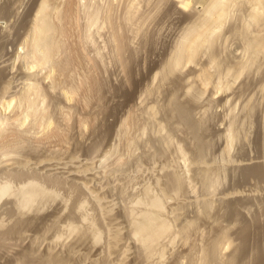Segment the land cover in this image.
I'll return each instance as SVG.
<instances>
[{
	"label": "rangeland",
	"instance_id": "obj_1",
	"mask_svg": "<svg viewBox=\"0 0 264 264\" xmlns=\"http://www.w3.org/2000/svg\"><path fill=\"white\" fill-rule=\"evenodd\" d=\"M38 1L0 0V62L2 61L3 63H0V85L3 86L5 82L7 84V81L3 82V79L7 78L9 82L11 80V92L17 90L20 93L23 87L22 83L26 81L25 78L29 75L30 71L32 72L28 68V62H26V52H28L29 46L24 41V37L26 38L24 34H27L29 27H31V21ZM189 1V6L183 10L179 8L175 0L174 2L173 0L57 1L59 7L62 5V8L60 7L61 13L65 14L64 17L61 14V30L65 32H63L64 35L62 34L63 37L61 38L64 45H62V52L60 51L56 55L59 58L58 69H56L57 71L55 70L54 78L49 79H42L44 69L42 71L40 69L34 70L36 71V75H38V81L40 80L38 82L40 83L39 89L41 96H43V98H40L42 101H40L39 105L40 107H45L49 115L51 114V127L45 129V131L38 132L39 130L34 127L35 124L32 123V119L29 118L25 122L26 124H22L21 127L13 124L12 121V124H5L6 130L3 131V135H0L1 145L3 143L6 145L9 142L7 145L8 153L10 154H7V157L6 155H0V187L3 185L8 187L7 194L0 198V237H2V239L0 238L2 240V242L0 240V264H29L30 261L32 262V260L40 256H47L51 253L49 249H53V253L59 252L61 257L63 254V258L66 261L68 260L66 264H93V261L101 262L105 258V253H107L106 245L109 239L107 232L103 229L105 226L103 224L112 223L114 218L121 223L118 225L120 228L122 227L121 236H124L123 240L126 239L125 243L126 241L128 243H126L127 248L130 246L128 254L131 255H128V259H126L128 262L126 264H138L139 260L140 262L144 260L140 259L143 255L136 256L139 254L137 251L139 245L127 234L126 228L128 223L126 224V222L129 221L130 216L127 215L126 209L133 210L130 212L138 214L145 207L144 202L147 200L146 197L149 196L148 189L146 190V188H149L150 193L153 192V195L154 193L157 195L163 188L158 192V187L160 188L158 183L162 182L164 184L163 180H165L167 172L171 169H175L171 170V172H177L178 170V173L183 172V169H185L183 167L186 166L185 162L192 158L188 155L193 153L195 142L192 141L193 139L187 130L183 129V127L176 129V127L167 126L168 133L166 130L161 133L158 131L157 125L159 120H163V114H158L157 119H154L149 112V107L157 101L158 104L160 102V104L164 105L173 85L177 81L184 79V77L190 78L189 83L193 84L194 89L191 95L186 96L185 90H180L178 97L183 101L192 102L194 117L196 120L201 119L200 121H202L203 119L205 121L202 122L208 128V132L205 130L207 136H209L207 138L213 143V148H211L208 154V160L214 170V175L217 172L220 174L219 176L218 174L215 176L221 177L219 178L221 181L220 185H218L215 194L221 196L222 192L225 193V191L231 188H236L241 193H244L245 188L247 190L245 192L247 193H250L254 189L255 193H257L255 195L259 196V199L258 197L257 199L264 202L263 183L256 182L253 179H251V182L247 180L248 183L244 181L237 183L239 181L238 175L235 176L234 173L232 175L231 168H226L225 171L220 169L228 161L227 159H232L233 162H246L249 161L246 159L250 158V160L260 159L261 157L260 160L264 159L263 143L259 145L262 142L264 134V53L251 65L252 67L250 66L249 69L243 71L238 78L233 76L234 74L236 75L238 62L247 59L246 55L249 56V54H244L246 50L243 44V36H241L244 25H242V21L249 11H247L248 4L246 5L244 4L245 2L243 3L239 0L235 2L236 4L234 5L236 6H232L233 8L229 11L231 14L225 19L226 21L223 20V25L218 31L219 33H216L218 37L215 39L213 48L205 47L196 60L198 62L176 68L174 73L168 76L169 79L164 81L165 84L159 77L153 80L155 72L162 67L177 43H179L180 37L186 29L185 27L189 25L188 22L194 19L197 20V17L201 14L204 1ZM106 2L107 4L105 5ZM114 3L115 5H112ZM175 5L178 6L176 7ZM130 6L132 13L128 9ZM96 8H101V12L98 9L96 10ZM105 8H109L107 9L108 11ZM110 9L111 13L109 12ZM93 10L101 16L95 21L94 26L89 25V19L92 17L91 14L95 13ZM126 10L131 17L125 14ZM102 11L104 12L102 13ZM96 13L94 14L95 18L97 17ZM126 16L130 17V19L127 20ZM71 19L75 21V24ZM140 21H143V24ZM129 23L130 25H128ZM104 25L108 26V28ZM253 28L254 26L251 29ZM115 37H120V39L118 38L120 44L117 43ZM121 42H123V45ZM17 53H20L19 58L16 57ZM212 53L218 61L216 65L210 67L213 75L212 80L207 85H203L202 78L198 75V70L209 62ZM227 68H231L230 74H226ZM174 79L177 81L175 82ZM226 81L231 83L230 89L226 91L219 90L218 92L216 88L217 84ZM72 85H75L73 87L75 91L73 95H68L65 92L71 89ZM146 89L150 90L149 94H146ZM18 105L19 103L15 105V108L13 105L10 110L6 111L0 105V113L5 116L7 115L8 117H6L11 119L22 112V106L19 105L20 107L18 108ZM248 106L250 109L247 108ZM11 122L7 121V123ZM232 123H234L236 135L230 144L231 146L229 145L230 151L227 155L224 150L226 149L228 140L223 132ZM24 132L27 134H24ZM166 133L167 135L170 133V141L169 143L166 142L168 144L163 140ZM99 146L100 148L98 149ZM110 147H113V153L104 156L103 153ZM179 148L185 151L186 157L190 158L184 157V152L181 155L182 151ZM179 151L181 152L179 153ZM0 154L2 153L0 152ZM71 154H74L75 158ZM47 157L53 162L52 164L56 162L54 165H51L49 160L50 165L54 166V169L50 165L49 167L52 169L47 166L44 167L43 165L46 163L40 162ZM71 157L74 158V161L69 159ZM183 157L187 159L185 162ZM61 162L63 164H60ZM65 162L69 165H66ZM79 162H81V165ZM72 164L92 167L90 170L95 176L92 183L96 186L93 185L94 188L99 189L102 200L109 203L112 202V211L109 215H106L104 219L105 223H99L104 220H99V214L97 209L95 212L92 201L90 199L88 201L87 194L85 195L83 189L77 185V179L67 173ZM168 165L171 166L168 167ZM67 166L70 168H66ZM166 167L170 168V170ZM34 178L36 179L35 182L40 184L44 189L42 190L40 185L37 186L36 184L35 189L38 194H36V197L34 196L36 199L34 198L35 200L33 199V202H30L25 198V191L28 188L26 182ZM187 178L191 185H187L188 188L187 186L184 187V192H181L175 198L176 200L179 198L178 201L180 203L181 201L187 204L192 203V206L188 205L186 207L185 212L187 215H194L193 201L199 200L206 191L192 172L187 173ZM156 179L159 180L158 183H156ZM156 184H158L157 187ZM249 186L251 188H247ZM37 187L41 190H38ZM21 190H25L24 192L22 191L24 195ZM145 192L148 193L145 194ZM145 195L147 196L145 197ZM141 197L143 201L135 203L136 199H141ZM176 200L174 199L171 202H175ZM186 200L187 202H185ZM82 202H84L83 206ZM171 202L166 203L165 208L167 210H165L168 213L175 204ZM179 202L176 201V203ZM262 206L264 208V204L256 203L250 208V215L254 214V218L258 216L256 218L258 219L257 222L256 219H252L249 215L250 221H256L254 223L255 226L258 223L259 225L263 223L262 226H264V216L260 215L263 214L262 211L264 210ZM166 211L165 213L168 214ZM69 220L75 222V225L79 223V226L76 228L79 230H75L76 226H73L75 231L72 230V227L70 229L69 224H67ZM200 223L203 222H199L198 225ZM204 223L203 226H197V230L192 234V239L195 238L194 241L198 244H195L193 240L191 242L193 241L192 244L196 245L199 249L205 245L202 240L206 241L207 239L204 237L207 236L205 232L208 230L205 229H208V224ZM15 224H17L16 227L18 228L14 231L12 228L15 227ZM255 226L253 225V228ZM66 227L68 228L66 229ZM95 227L100 229L99 235L96 237L98 240L93 237L95 236L94 230H97ZM11 229L12 231H10ZM198 229L199 231L201 230L200 233ZM252 230L255 231L254 229ZM203 232L204 234H202ZM59 233L62 236H59V239H55ZM254 233L256 234V231L252 234ZM201 234L203 236H200ZM252 236H250L249 240V242L251 241L249 244L251 248L255 247L258 243L257 234L255 235L256 237ZM3 237L6 238L3 239ZM165 241H167L166 238ZM134 243H137L138 248ZM177 243L173 245L175 247L170 246L171 248L169 249L171 250L167 251L168 258L165 256L162 263L158 260H156V263L153 260L154 263L152 262V264H174L176 262V264H190L187 259L180 258L181 255L183 256V252H185V246L183 247L182 243H179L180 245ZM31 248L32 250H30ZM173 248L175 249L173 250ZM72 249H75L76 252L74 250L73 253ZM28 252H31V254ZM69 252L72 254V257L69 255ZM231 253L232 250L229 248L223 254L227 258ZM26 255H29L28 260L24 261ZM182 260L183 262L181 263ZM212 264L215 263L212 262Z\"/></svg>",
	"mask_w": 264,
	"mask_h": 264
},
{
	"label": "bare ground",
	"instance_id": "obj_2",
	"mask_svg": "<svg viewBox=\"0 0 264 264\" xmlns=\"http://www.w3.org/2000/svg\"><path fill=\"white\" fill-rule=\"evenodd\" d=\"M57 1L58 0H39L37 5H36L37 7L35 8V12H34V15H33L32 21H31V27H29L27 34H24V35H26V38L24 37V41L26 42V45L29 46L28 52H26L27 53L26 55L28 57V58L26 57V59H27L26 62H28V68H29V70H32V72L30 71L29 75L27 74L28 75L26 77L27 79L25 78L26 81H24L22 83V86H23L22 91H20V93H19L16 90L15 92H17L18 95L15 92H11L12 84L10 85V83H12V81L10 80V82H9V80L7 78L5 80L3 79V82L7 81V84L5 82V84L3 86L0 85V90H1L0 91V94H1L0 105L5 109V111L10 110L13 105L15 108V105L17 103H19V105L22 106V108H23V109L20 108V109H22V112L20 110L21 113L19 115H17V116L15 115V117H12L11 119L7 118L8 117L7 115H6L7 116L6 117L4 114L2 115L0 113V135L1 134L3 135L4 134L3 131L6 130V128L4 127L5 124L6 125L12 124V122H13V124L21 127V125L24 124L29 118L32 119V123L35 124L34 127H36V129L39 130L38 132L45 131V129L51 127V124H52V122L50 120L51 114L49 115L46 108L40 107V105H39L40 101H42V99L40 100V98L41 97L43 98V96H41V92L39 89L40 83H38V82L40 80L38 81V78H37L38 75H36V71H34V70L40 69L42 71V69H44L45 71L43 70L44 73L42 74L43 75L42 79L43 78L49 79L52 77L54 78L53 75L55 73V70L58 69V66H59V63H58L59 60L58 59L59 58H57L56 55H58V53L63 49L62 48L63 42L61 41V38L64 35L63 32H65V31L62 32V30H61L62 29V26H61L62 23L60 24V22L62 20L61 17L62 16L64 17L65 14L63 15L61 13L60 10L62 8V5L60 6L61 7L60 8L58 6L59 4H57ZM175 1L179 5V8H182V10L187 9V7L189 6V2H190L189 0H175ZM203 1H204V3H203V8H202L201 14L197 17V20L196 19H194V20L190 19L192 21L188 22L189 25L185 27L186 29L183 31L182 36L180 35L181 37H180L179 43H177L176 47L171 52V54L169 55L168 59L164 62L162 67L158 71L155 72L153 80H156L157 77H159V78H161V80L165 84L164 81L169 79L168 76L171 73H174L176 68L185 66L186 64H189V63L195 64L196 62H198L196 60L198 59V56L200 55L202 50L205 47L208 48V47H212L214 45V43L216 41L215 39L218 37L216 35V33L221 29V27L223 25V20L226 21L225 19L229 17L228 16L229 14H231V13H229V11L231 10V8L236 6L234 4H236L235 2H237L238 0H203ZM239 1H241L243 3L245 2L244 4H246V5L248 4L247 11L248 10L249 11H248V14L246 15V17H244L243 21H242L243 22L242 25L243 24L244 25H243V30L241 32V36H243L242 37L243 42H244L243 44H244V48L246 50V53H244V54H249V56L246 55L248 57V58L246 57L247 59H245L244 61L240 60L241 62L240 61L238 62V68H236L237 69L236 75L235 74L233 75L236 78H238V76L241 75L243 71H245L246 69H249V67L257 61V59L260 57V55H262L264 53V0H239ZM173 2H174V0H173ZM173 2H172V4H173ZM106 4H107V2L105 3V5ZM112 5H115V3ZM176 7H175V10H176ZM130 8H131V6L128 8L130 10L129 12L132 13ZM91 9H92V7H91ZM97 9L98 8H96V10ZM107 9H109V8H107ZM111 9L109 10L110 13H111ZM98 10H99V12H101L100 11L101 8H99ZM137 10H138V8H137ZM73 11H75V10H73ZM62 12H64V11H62ZM103 12L104 11H102V13ZM67 13H69V12H67ZM61 14H62V16H61ZM90 14H89V17H90ZM94 14H91L92 17H90V19H89V25H92V26H94L95 21H97V19L100 16L99 13L98 14L96 13L97 17L95 18ZM125 14H127V16L129 15V13H127V10L125 11ZM135 15H138V14H135ZM127 16H126V18H128ZM77 17H78V15H77ZM130 17L127 20H129ZM123 18H124V16H123ZM141 19H142V17H141ZM71 20H73V19H71ZM108 20H110V19H108ZM64 21H65V19H64ZM122 21H124V20H122ZM74 22L75 21L73 20V23ZM106 22H108V21L106 20ZM110 23H112V21H110ZM106 25H108V24H106ZM128 25H130V23ZM108 26H105V27L108 28ZM252 26H254L253 29H251ZM67 27H68V25H67ZM110 27H112V26H110ZM64 28H65V26H64ZM85 29H87V28H85ZM82 30H84V29L82 28ZM94 30H96V29H94ZM94 30H93V32H94ZM240 31H241V29H240ZM77 34H78V32H77ZM77 34H76V36H77ZM115 36H116V34H115ZM118 38L120 39V37H118ZM118 38L115 37L117 43L120 42ZM89 39H90V37H89ZM121 43L123 45V42H121ZM66 47H68V46L66 45ZM63 51H65V50H63ZM120 52H122V51H120ZM64 55H65V53H64ZM16 57L19 58L20 53H17ZM217 61L218 60H217L216 56L212 53V55L209 59V62L206 65H203L201 68H199L198 75L202 78L203 85H207L212 80L213 75H212V72L210 71V67L216 65ZM0 63H2V61ZM29 70H28V72H29ZM230 72H231V68H227L226 74H230ZM4 76H5V74H4ZM10 79H11V77H10ZM23 80H24V78H23ZM18 81H21V80H18ZM174 81H175V79H174ZM189 81H190V78H188V77H184V79L177 81L173 85V88L171 89V92L168 95V97H166V103L164 105L160 104V102L158 104L157 103L158 101L157 102L155 101L156 103H154L153 105H151L149 107V112L154 119H157L156 117L158 114H160V113H161V115L163 114V117H162L163 120H159L158 125H157L159 132H161V133H162V131L165 132L164 130H166V132H167V128H166L167 126L174 127V128L176 127V129L183 127V129H186L188 134H190V137L193 139L192 141L195 142L194 143L195 145L193 146L194 151H192L194 154L191 153V154H193V156H191L190 153H189L190 155H188V156L192 157V158L189 157L190 159L188 157H186L187 154H185V151L180 149L181 147L179 148L182 151V153H180L181 151H179V153L182 155L184 152L185 155H183V156L189 159V160H187L186 158L183 157L184 162L187 160V162H185L186 164L184 163L186 165L185 167H183V168H185V169H183L184 171L180 172V173H178L179 170L177 172H174V171L171 172V170H175V169L170 170V168H168V167L171 165H168V167H166V168L170 171L167 170L168 171L167 174L165 172V174L167 176L165 175L166 178H165V180H163L164 184H162V182L158 183L159 180H157V179L155 180V181H157L156 183H158L160 186V188L158 187V192L160 191V189L162 187L163 188L161 189V191L159 193H157V195H155L156 193H154L155 196L152 194L153 192L150 193L149 188H146V190L148 189L147 191L149 192V194H148L149 198L146 197L147 195H145V197L147 198V200H145L146 202H144L145 207L138 214L136 212H135L136 214H134V212L131 213L130 211H133V210H127L126 209V211L128 212V213L126 212L127 215L130 216L129 221L127 220L128 217L125 216L127 218L126 221H128V222H126V224L128 223L127 228H126L127 234L130 238L135 240L134 242H137L139 245V249H137V251L140 255L137 253L138 255H136V256L143 255V257H141L140 259L141 260L144 259L145 261L144 260H142V261H144L145 264H150V263L152 264L153 260L154 261L158 260V261H160V263H162L165 259V256L167 257V254H168L167 251L171 250V249H169V248H171L170 246H173L176 244V242H178L177 244L182 243L181 245H183V247L185 246V249H184L185 252H183V256L181 255V257L180 256H178V257H180V258L183 257L184 259H187L190 264H207V263L212 264V262L215 264H249V263L250 264L251 263L252 264H264V226H262L263 223L260 225L258 223V224H256L257 226H255L254 223H256V221L258 222V219H256L258 216L256 215L257 217L254 218L253 217L254 214H252V216H251L249 213L250 208L253 207L256 203H259V204L261 203V205H263L264 202L262 200L261 201L258 200L259 196L255 195L257 193H255L254 189L250 193H247V192H245V190H246V188H245L244 193H241L236 188H231L230 190L228 189V191L224 190L225 193L224 192H222V194L220 193L221 196H217L215 194L218 185H220L221 181L219 178H221V177H219V178L216 177L217 176L216 174H218V176L220 174V173H217L216 171H215L216 176L214 175V172H213L214 170H213L212 166H210V164H209V160H208L209 155L208 154H209L211 148H213V146H212L213 143L211 142V140H209L207 138V137H209L206 134V131L208 128L206 126H204L205 121L203 119H202V121H204V122L200 121L201 119L196 120V118L194 117L193 109H192V105H191L192 102L190 103V102L183 101L182 99H179V97H178V92L180 90H185V92H186L185 96L192 94L194 86H193V84H191V82L189 83ZM52 83H51V86H52ZM74 86L72 85L71 89H68L65 93H68V95L69 94L73 95V93L75 91L73 89ZM230 87H231V83L226 81L223 83H218L216 88L218 89L217 91L219 92V90L226 91V90L230 89ZM13 88H14V85H13ZM162 88H164V87H162ZM145 92H146V94H149L150 90L146 89ZM19 105H18V108L20 107ZM247 108L250 109L249 106ZM7 121H10V122L12 121V122L7 123ZM53 125H56V124H53ZM234 127H235L234 123H232V125H230L225 130V132H223L224 135L226 136L227 140H228L226 149L224 150L226 154L230 151L229 150L230 149L229 147L231 146L230 144L232 143V141L236 135ZM49 131L51 132V130H49ZM27 133H28V131H27ZM27 133L24 132V134H27ZM167 133L165 134V139H163V140H165L164 141L165 143L166 142L169 143V141H170V133H169V135H167ZM52 134L55 135L54 133H52ZM46 135H47V133H46ZM261 136H262V133H261ZM262 137H263L262 142L260 141L261 140L260 138H259L260 139L259 141L261 143H259L258 141L257 142L259 143V145H262V143H263V145H262V147H263L264 146V134ZM22 141H24V140H22ZM8 143H6V145H4V143L2 145L0 144V152L2 153L0 155H3V156L6 155V157H7V154H9L8 153L9 152L8 145H7ZM168 143H166V144H168ZM10 145H12V144L10 143ZM92 147L95 148L94 146H92ZM99 148H100V146L98 147V149ZM260 148H261V146H260ZM12 150H13V147H12ZM11 153H13V152L11 151ZM112 153H113V147H110V148H108L107 151L105 150V153H103V154H104V156H107V155L112 154ZM71 155H73V157H74V154H71ZM65 156H67V155H65ZM0 158H1V156H0ZM74 158L71 157L69 159L73 160ZM259 158H260V156H259ZM61 159H63V158H61ZM250 159H246V160H249L246 162H241V161L240 162H236V161L233 162L232 159H227L228 161L225 160L226 163H224V165H222L221 168L220 167L219 168L222 169L223 171H225L226 168H228V169L231 168L230 169V170H232L231 174L232 175L235 174V176L238 175L239 181L237 180L238 178L236 177L237 178L236 180L238 181L237 183H239L240 181L247 182V180H250V182H251V179H253L256 182H261L264 184V159H262V160H260V159L250 160ZM49 160L50 159L47 157L46 159H44L40 162L46 163L43 165L44 167H46V166L49 167L50 162H51V160H50V162H49ZM62 162L60 164L64 163V162L63 163ZM66 162H65V164H66ZM70 162H72V161H70ZM52 163L53 162H51V165H54L56 162H54V164H52ZM80 163L81 162H79V164ZM38 164L42 165L41 163H38ZM40 165H39V167H40ZM66 165H69V164H66ZM68 167L69 166H67L66 168H68ZM52 168H50V169H52ZM91 168L88 167L87 165L86 166H79V165H73L72 164V167L69 170L67 169L68 170L67 173L69 175H71L72 177H74L75 179H77V181H76L77 185L79 187H81V189H83L85 195L87 194L86 196H88V198H87L88 201H89V199L92 201L94 208H95L94 210L96 212V209H97V212H98L99 217H100L99 220L101 221V220H104L106 218V215H109V213L112 211V204H111L112 202L109 203V202L102 200V198L100 197V194H99V189L94 188L95 185L92 183L94 182L95 176L93 173H91V170H90ZM163 168H164V166H163ZM45 169H47V168H45ZM189 172H192L194 174V176L198 178L202 187L206 191L205 194L202 195L199 200L193 201L194 202L193 203L194 204V211H193L194 215H187L185 212L186 207L188 205L192 206V203L187 204V203H183L182 201L180 203L178 201L179 198L177 200L175 198L178 194L180 195L181 192H184L183 191V190H185L184 187H186L187 185L188 186L191 185L189 179L187 178V173H189ZM35 180L36 179L34 178V179H30L28 182H26V185L28 186V188H27V191L24 190L26 192L25 198H26V200H29L30 202L36 197V194H38V193H36V189H35V186L37 184L35 182ZM160 183H161V185H160ZM158 184H156V187L158 186ZM243 184H245V183H243ZM38 185H40V184H37V186ZM188 186H187V188H188ZM241 186H239V187H241ZM250 186H252V184H250ZM250 186L247 188H251ZM25 187H24V189H26ZM40 187L42 188L41 185H40ZM43 189L44 188H42V190ZM7 190H8V187L6 185H3L0 187V198L3 195L7 194ZM38 190H41V189L38 188ZM38 190H37V192H39ZM240 190H242V189H240ZM22 191L23 190H21V192ZM147 193L145 192V194H147ZM46 194H47V192H46ZM23 195H24V193H23ZM86 196H85V198H86ZM257 197H258V199H257ZM23 199H24V196H23ZM174 199L179 203H176V201L175 202L173 201L175 204L173 202H171ZM134 200H135V198H134ZM24 201H23V203L26 202V201L25 202ZM142 201H143V199L141 197V199H139V198L136 199L135 203H139ZM30 202H28V203L30 204ZM168 202H171L174 204V205L172 204L173 206L171 205L172 208L170 209L171 211L169 210L170 211L169 213L166 211L167 208H165L166 203L168 204ZM185 202H187V200ZM190 202H192V201H190ZM262 202H263V204H262ZM83 203L84 202L81 203L82 206H83ZM23 205H25V204H23ZM21 207H22V205H21ZM78 207H80V206H78ZM262 208H263V206H262ZM165 211L168 214H166ZM262 213L263 214H260V215L264 216V210L262 211ZM249 215H250V217H252V219H256V221L251 220L253 222L252 223L249 219ZM83 218H85V217H83ZM70 221L71 220H69V222ZM69 222L67 224H69L70 229H71V227L73 228V226L74 227L76 226L75 230H79V229H76L77 226H79L78 225L79 223L77 225H75V222H72V221L70 223ZM199 222H203V223L206 222L208 224L207 225L208 229L205 227L206 228L205 230H208L207 232H205V235H207V236L204 237L205 239L206 238L207 239H206V241L204 239L202 240V241H204V243L200 241L201 243L205 244L204 246L201 245L202 247H200V249L197 248L196 245L194 246V244H192V242L195 239V238L192 239V236H193L192 234H194L193 232L197 230V226H199V227H200V225L203 226V223H200V225H198ZM22 223H23V221H22ZM99 223L103 224V223H105V220L101 221ZM118 224H121V223L116 221L115 218L112 220V223L103 224V225H105L104 227L99 224L101 227H103L104 231L107 232V234H108L109 239H108V244L106 245L107 246V249H106L107 253H105L106 254V255H104L105 258L102 259L103 261H101V262L91 260V261H93V264H126V262H128V261H126V259H128V255H129L128 249L130 246H128V248H127V245H126L127 241L125 243L126 239L123 240L124 236L123 237L121 236L122 235L121 234L122 233V231H121L122 227L120 228V226ZM252 224L255 226V228L256 227L257 228L256 229L253 228ZM16 225L17 224H15V227L12 228V229H14V231L18 228V227H16ZM91 225H93V224H91ZM204 225H205V223H204ZM97 227H95V228H97ZM67 228L68 227H66V229ZM12 229L10 231H12ZM98 229L99 228H97V230ZM252 229H254L256 231L257 238H258V239L257 238L256 239L258 240V243L256 242L257 244L256 245L254 244L255 247L251 248L250 247L251 245H249L251 242V241L249 242V240L251 238L250 236L253 235L252 237H254L256 235L255 233H254L255 235L252 234L253 232H255ZM72 230H74V228ZM97 230H94L95 231L94 232L95 236H93L94 238H96L99 235L100 229L98 231ZM198 231H199V229H198ZM200 231H199V233H200ZM8 232H9V230H8ZM92 233H93V230H92ZM59 234H58V236L55 237V239L56 238L59 239L60 238L59 236H62L61 234L60 235ZM202 234H204V232ZM202 234L200 236H203ZM0 236H1V234H0ZM0 238L2 239V237H0ZM5 238L3 237V239H5ZM165 238L167 239V241H165ZM200 238H202V237H200ZM96 239L98 240V238H96ZM191 240H193V241L191 242ZM198 240H199V238H198ZM252 241H253V239H252ZM1 242H2V240H1ZM36 243H38V242H36ZM137 243L136 244L134 243V244L137 245ZM196 243L197 242H195V244ZM138 245H137V248H138ZM35 247H38V246H35ZM173 247H175V246H173ZM32 248L30 250H32ZM229 248L232 250V253L227 258H225L223 253L225 250H227ZM174 249L175 248H173V250ZM46 250L48 251V249H46ZM52 250L49 249V251L51 253H49V254L46 253V254H48L47 256L43 255V257L40 256L37 259L34 258L35 260H32L33 259V255H32V259L29 257V259L32 260V262L30 261L29 264H66V262L68 260L66 261L63 258V254L61 257L59 252L53 253ZM72 250H73L72 252L74 253L75 249H72ZM106 250H105V252H106ZM69 251H71V250H69ZM75 252H76V250H75ZM39 253H40V251H39ZM29 254H31V252ZM37 255H34V256L38 257L39 255L38 256ZM69 255L71 256L72 254L69 252ZM175 255H177V254H175ZM23 256H21V257H23ZM28 256L26 255V259L24 258V261L28 260ZM70 256H68V257H70ZM178 257H177V259H179ZM96 259H97V257H96ZM69 260H70V258H69ZM133 261H134V259H133ZM142 261L140 262V260H139L138 264H141ZM182 262H183V260L181 261V263ZM156 263H157V261H156ZM176 263H174V264H176ZM26 264H28V263H26ZM178 264H180V263H178Z\"/></svg>",
	"mask_w": 264,
	"mask_h": 264
}]
</instances>
